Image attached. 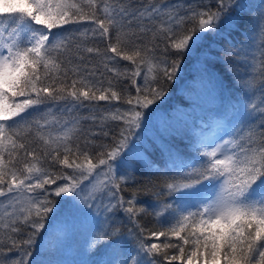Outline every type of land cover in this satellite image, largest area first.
I'll return each mask as SVG.
<instances>
[{
	"label": "snow or ice",
	"instance_id": "1",
	"mask_svg": "<svg viewBox=\"0 0 264 264\" xmlns=\"http://www.w3.org/2000/svg\"><path fill=\"white\" fill-rule=\"evenodd\" d=\"M130 7L125 0H0V203L4 205L0 246L9 252L16 250L15 257L0 253V264H29L35 237L55 207L49 199L53 194L79 198L88 209L107 194L115 203L105 205V210L112 212L119 206L133 222L135 243L130 246H122L115 238L119 235L116 230H104L94 237L90 247L111 240L106 250L119 251L122 257L118 262L102 259L100 264H157L156 257L167 264H264V131L256 134L250 129L246 138L222 139L215 146L205 147L202 163L185 165L189 170L183 179L165 183L168 195L194 189L204 181L212 182L214 188L196 211L164 204L155 212L160 217L172 210L170 219L164 221L167 228L149 236L157 240L175 237L178 243L145 242V228L135 218L147 214L148 208L137 206L135 193L128 200L120 195L126 180L117 177L113 166L128 148L129 138L145 122L144 110L166 95L165 87L176 78L185 55L191 54L205 34L219 35L222 29L225 34L240 31L244 15L253 6L243 0H214V4L203 7L189 4L184 15L174 12L175 6L162 13V7L168 6L158 0L144 4L142 10L130 11ZM256 7L253 32H258L264 43V0ZM162 15L167 19L157 20ZM145 18L151 27L144 23ZM85 22L94 27H85ZM68 25L73 27H65ZM89 32L107 39L104 53L77 40ZM145 37L151 43L145 42ZM158 39L169 54L162 59L155 55ZM247 47L222 49L220 63L226 72H232L233 58L248 55ZM81 51L101 56L105 69L131 79L135 88V95L129 93L123 100L128 108H116L101 118L102 124L111 120L122 126L118 135L112 136L113 143L100 145L102 150L95 156L90 148L93 141L80 142L79 119L61 124L53 118L42 123L33 116L38 106L50 102L84 105L122 99L112 81H108L109 87H101L103 81L93 80L94 72L87 71L86 64L74 63L85 60ZM107 53L115 55L109 57ZM259 53L260 104L264 105V47ZM117 57L135 68L130 73L128 69H108L105 61ZM252 68L257 65L252 64ZM142 69L141 85L137 79ZM240 86L252 90L255 79ZM251 107L256 110L258 105ZM258 110L264 115V107ZM260 127L264 129V123ZM94 135L107 137L109 132ZM45 158L71 172L56 173L42 167ZM50 185H55L51 192ZM185 246H189L187 253ZM173 248L178 254H169Z\"/></svg>",
	"mask_w": 264,
	"mask_h": 264
},
{
	"label": "trees",
	"instance_id": "2",
	"mask_svg": "<svg viewBox=\"0 0 264 264\" xmlns=\"http://www.w3.org/2000/svg\"><path fill=\"white\" fill-rule=\"evenodd\" d=\"M125 2L131 5L129 10L134 11L142 10V6L151 0H125ZM158 2L168 6V8L162 7V13H167L175 6L174 12L181 15L187 13L189 4L201 7L214 4V0H202V2L201 0H158ZM243 2L252 5L253 8L251 12L244 15V26L241 30L225 34L226 30L222 29L219 35L213 33L204 35V39L198 43L191 54L185 55L176 78L165 87L166 95L157 100L156 104L144 110L146 121L129 138L128 148L121 153V156L114 163L117 169V177L124 176L126 180L122 184L120 195L128 200L135 193L137 206L143 205L148 208L147 214L135 218L145 228L146 243H167L169 241L178 243L179 241L175 237H170L168 240L160 237L157 240L149 236L150 232H158L167 228L168 224L164 221L166 218L170 219L169 213L172 210L169 209V212L160 217H157L155 212H158L164 204H171L173 208H177L181 206L179 201L188 203L189 209L186 210L196 211L199 207L198 201L205 199L203 197L213 187L212 182L204 181L194 189L168 195L164 186L166 182L183 179V174L189 170L185 165L198 166L204 160L201 154L204 147L198 143V138L196 139L195 131H193V128L199 129L200 125L193 116L202 117L206 121L209 120L206 117L205 108L209 102L213 101V104L218 105L220 109L214 118H222L224 120L223 129L229 128L226 133L227 139L246 138L250 129L256 134L264 131L260 127L264 123V115H261L258 110L259 107H264L260 104L262 94L260 92L261 76L259 71L261 60L259 49L264 47V43L261 42L258 32H253V14L258 11L256 6L261 3V0H243ZM160 19L166 20L167 16L157 17V20ZM144 23L148 24L149 27L152 26L147 18H145ZM84 26L94 27L88 22H85ZM65 27L72 28L73 26ZM53 31H57V29H53ZM250 34L252 38H249ZM77 40L82 41L87 47L99 48L101 53L105 52L108 42L105 37L99 36L98 33L93 36L91 32L87 37H77ZM145 42L151 43L150 38L145 37ZM155 43L157 45L155 55L158 58L162 59L169 55L163 51L165 46L163 41L158 39ZM230 45L237 48H240L241 45L248 46L247 56L242 55L239 58H233L235 62L230 65L232 67L231 73L226 72L220 63L223 56L222 49ZM80 54L85 57V60L82 62L74 60V63L86 64L87 71L94 72L92 79L103 81L101 87H109L108 81H112L114 90L121 93L122 99L120 101L85 102L84 105H73L71 101L50 102L38 106L33 112V116L42 123L53 118L61 124L65 121L71 122L74 119H79L82 129L80 142L83 143L85 139L93 141L94 143L90 145V148L91 154L95 156L96 152L102 150L100 145L113 143L112 136H117L122 126L121 122L111 120L102 124L101 118L109 112H114L116 108L122 110L128 108L129 106L123 100L129 93L134 96L135 88L131 79L117 77L114 72L105 69L101 62V56L83 51ZM107 55L111 57L115 54L107 53ZM105 62L108 69L115 68L121 72L128 69L130 73L135 68L131 62L124 61L119 57ZM254 63L257 65L255 70L252 68ZM143 75L144 70L142 69L141 77L137 79V83L141 85ZM252 78L255 79L254 89L245 91L240 85L243 81ZM194 99H199V103L195 102L196 105L190 106ZM253 103L258 105L256 110L251 107ZM213 108L215 107L213 106ZM154 113L161 115V121L159 122L160 125L158 123L153 124L151 129L155 133H149L147 120ZM172 116L176 118L177 126L172 125L170 121ZM91 117H95V119ZM169 125H172L173 128L167 132L166 127ZM218 126L221 127V125ZM55 127L58 128L59 125ZM102 131H108L109 136L94 135V133H101ZM161 146H167V150L162 151ZM37 155H41V153L37 152ZM41 166L56 173L71 172L70 169L62 168L49 158L43 159ZM57 183L62 184L64 181H57ZM47 187L51 192L55 185ZM87 190L85 189L86 192ZM49 199L54 201L55 207L45 222V228L35 237L36 242L31 249L32 255L29 258V264H100L102 259L118 262L122 258L119 251L106 250L105 247L106 244L111 243V240L90 247L94 242V237L104 230L118 231L119 235L115 238L121 240L122 246L127 247L135 243L131 235L135 226L123 209L118 206L112 212L105 210V205L110 202L115 203V199L109 195L105 194L94 201L92 209H88L79 198L69 195L56 197L53 194L49 196ZM3 210L4 205L0 203V214ZM85 210L96 213V222L87 224L86 230L69 231L67 222L65 223L61 217L65 219L75 213H83ZM69 212H71L70 215L63 216ZM27 231H31V229H27ZM3 238V230L0 229V240ZM185 251L186 253L189 251V246H185ZM168 252L169 254H178L174 248L169 249ZM0 253L4 256H16L15 249L9 252L8 248L4 246H0ZM155 259L157 264H167L160 257ZM173 264H180V262L176 261Z\"/></svg>",
	"mask_w": 264,
	"mask_h": 264
},
{
	"label": "rangeland",
	"instance_id": "3",
	"mask_svg": "<svg viewBox=\"0 0 264 264\" xmlns=\"http://www.w3.org/2000/svg\"><path fill=\"white\" fill-rule=\"evenodd\" d=\"M192 102H193V104L191 103L190 106L196 105L195 102L198 104L199 103V99H194V101H192ZM199 106H201V105H199ZM202 106H204V105H202ZM213 106L215 108H213ZM216 108H217V110H216ZM219 110H220L219 106L218 105L215 106L213 104V101H212V102H209L207 104V107L205 108V111L207 113L206 117L209 118V120L206 121L202 117L193 116L195 118V121L199 122V125H200L199 129L193 128V131H195V137H196V139L198 138V140H197L198 143L204 148L205 147L215 146L216 144L221 143L222 139L223 140H228L227 137H226V133L228 132L229 128L227 130L223 129L224 120L222 118H219V119L214 118L216 116V114H218L217 112H219ZM145 121H146V119H145ZM160 121H161V115L160 114H158V113L152 114V116L149 117V119L147 120V123L149 125V126H147V131L149 133L150 132L155 133V131L152 130L151 128L153 127L154 123H158L160 125V123H159ZM170 121H171L172 125L177 126L176 118H174L172 116V117H170ZM217 122L219 123V125H221V127L214 126V125H217ZM172 125H169V126L166 127L167 132H169L173 128ZM196 134H197V136H196ZM88 183L89 182L87 181V183H85V184H88ZM213 191H214V188L212 187V189H210L208 191V193L206 194V196L203 197V198L208 197ZM203 200L204 199H200L198 201V204L200 205V202L203 201ZM179 204L181 206H183V208L185 210L189 209L188 203H185V202L181 203L179 201ZM70 214H71V212H69L68 214H64L63 216H65V215L68 216ZM95 214L96 213H94L92 211L85 210V211H83V213H78V214L75 213L73 216H68L65 219H63V217H61V218H62V220L65 223L67 222L69 231L75 232V231H78V230H86L85 226L87 224H90L93 221L96 222V218L97 217L95 216Z\"/></svg>",
	"mask_w": 264,
	"mask_h": 264
}]
</instances>
